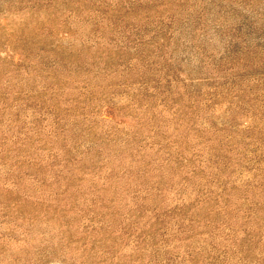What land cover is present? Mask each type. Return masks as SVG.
I'll return each mask as SVG.
<instances>
[{
	"label": "rangeland",
	"instance_id": "1",
	"mask_svg": "<svg viewBox=\"0 0 264 264\" xmlns=\"http://www.w3.org/2000/svg\"><path fill=\"white\" fill-rule=\"evenodd\" d=\"M0 264H264V0H0Z\"/></svg>",
	"mask_w": 264,
	"mask_h": 264
}]
</instances>
